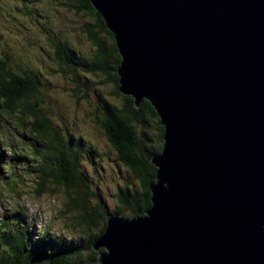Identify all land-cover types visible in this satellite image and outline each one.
I'll return each instance as SVG.
<instances>
[{"label": "water", "instance_id": "1", "mask_svg": "<svg viewBox=\"0 0 264 264\" xmlns=\"http://www.w3.org/2000/svg\"><path fill=\"white\" fill-rule=\"evenodd\" d=\"M88 1L164 134L150 208L108 213L86 263L264 264V0Z\"/></svg>", "mask_w": 264, "mask_h": 264}, {"label": "rangeland", "instance_id": "2", "mask_svg": "<svg viewBox=\"0 0 264 264\" xmlns=\"http://www.w3.org/2000/svg\"><path fill=\"white\" fill-rule=\"evenodd\" d=\"M71 18L76 19V26L71 23ZM87 21L89 20L84 15L74 16L67 9L60 8L57 12L48 0H0V59L7 56L8 60L12 59L16 63L12 68L13 73L21 75V71L25 70L32 76L39 92L38 105L51 127H57L60 132L65 131L71 135L72 146L79 136L85 140V146L78 150L81 154L79 170L95 195L88 200L98 217L87 230L88 234L95 235L103 225L100 216L102 210L97 208V195L102 198L107 210H114L118 206L117 189L124 188L130 178L108 143L95 111L102 110L103 102L120 108L125 101L114 94L113 82L107 85L101 83L102 78L114 74L117 76L113 70L114 63H110L107 73L99 74L100 77L77 66L72 71L59 65L49 42V39L64 41L80 53L78 58L87 62L86 53L90 43L82 26ZM77 80L80 85H77ZM19 115L8 116L1 112L0 134L3 132V138H0V143L10 145L12 152L30 153L33 148L38 147L34 146L28 132L18 126ZM146 119L147 123L135 125V131L147 132L148 137L157 139L159 132L155 121L148 116ZM89 146L94 149L95 154L90 153ZM5 148L3 145L0 150L4 162L10 156L9 148ZM5 170L0 168L2 174H6ZM21 173L23 170H18L16 176ZM37 174L31 169L25 178L18 177L5 187L0 185V218L20 214L22 219L30 223L32 238L38 232L47 230L67 239L65 242H78L83 234L77 225V213L72 211L63 214L65 188L48 184L46 191L39 196L35 182ZM87 260L88 257L83 259L85 263Z\"/></svg>", "mask_w": 264, "mask_h": 264}, {"label": "trees", "instance_id": "3", "mask_svg": "<svg viewBox=\"0 0 264 264\" xmlns=\"http://www.w3.org/2000/svg\"><path fill=\"white\" fill-rule=\"evenodd\" d=\"M60 8L67 9L76 16L82 14L89 21L94 20L93 23L87 21L82 25L90 43V48L86 53L87 64L80 62L76 64L95 76L107 73L110 63H114L113 70L115 71L119 65V58L113 35L106 29L102 18L92 9L89 1L61 0L56 6V9ZM71 23L76 26V19L71 18ZM64 51L69 53L70 50L65 48ZM60 60L65 63L62 57ZM111 82L115 85L114 94L121 96L125 103L119 108L103 102L102 110L97 109L95 114L108 143L116 152L121 166L130 174V178L124 188L117 189L118 206L114 210H107L104 201L97 195V208L102 210L100 216L103 225L96 235H90L87 230L95 223L98 215L94 209H91L88 200L90 196L95 197V195L79 170L81 154L78 150L85 146L84 138L79 136L72 146L71 135L65 131L60 132L57 127H51L40 114L41 112L30 104V101L37 100L38 96L33 79L26 74L23 77L12 74L6 69V62L0 59V98L6 103L5 109L12 111L22 101L26 112L35 119L30 139L35 144L34 146L38 147L33 148L31 153L32 166L38 173L36 176L37 194L44 193L48 184L64 187L66 200L63 204V214L72 211L77 213V225L83 234L80 239L86 241L85 243L80 242V245L65 242L58 236L49 235L48 231L44 232L41 237L37 235V239L33 240L28 224L20 216L11 215L9 219L2 220L0 224V264H50L56 256L57 264H82L86 257L96 260L97 253L93 251L91 244L97 236L103 233L107 213L131 218L144 216V212L150 208L149 184L155 181L156 172L150 159L161 150L163 130L161 128L160 132L158 131L157 139L148 137L147 132L135 131V125L147 123L146 116L153 119L155 123L157 121L156 125L161 127L158 115L148 101H143L136 108L133 100L122 96L117 90L115 74L101 79V83L106 85ZM77 85H80L78 80ZM30 98L34 99L30 100ZM89 150L92 155L95 154L92 147L89 146ZM15 160L22 163L30 161L27 158H15ZM11 182H13L11 177L8 179L0 177V183L6 186ZM82 251L87 252L81 253Z\"/></svg>", "mask_w": 264, "mask_h": 264}, {"label": "clouds", "instance_id": "4", "mask_svg": "<svg viewBox=\"0 0 264 264\" xmlns=\"http://www.w3.org/2000/svg\"><path fill=\"white\" fill-rule=\"evenodd\" d=\"M48 3L50 4V5H52L55 9H56V6L57 5H54V0H48ZM93 9V8H92ZM57 10V12L59 11V9H56ZM96 12V11H95ZM104 22V21H103ZM105 25V24H104ZM114 38V37H113ZM51 40H55V41H57V42H61V43H63V45H65V47H67L68 49H70V51H69V53H68V55L71 57V61L69 62V61H66V60H64L65 61V63H62L61 62V60H60V58L58 59L57 58V56H56V54H55V48H54V45L51 43ZM49 42H50V44L52 45V47H53V55H54V57L56 58V60L58 61V63H59V65L60 66H65V67H67L69 70H74V69H76V66L77 67H79V68H83L82 66H78L76 63H84V64H87V62L86 61H83L81 58H78V56H80L79 54V52L77 51V50H75V48L74 47H72V46H68V45H66V43L64 42V41H60V40H58V39H49ZM114 44H115V41H114ZM116 47V46H115ZM117 50V49H116ZM117 54H118V52H117ZM118 58H119V62H120V57H119V54H118ZM1 60H4L5 62H6V69H8L12 74H14V75H17V76H20V77H23L24 76V74H26L27 75V72L25 71V70H22L21 71V75H19V74H15V73H13V71H12V68H13V65L14 64H16V63H13V60L12 59H10V60H8V58H7V56H3V59H1ZM118 67V66H117ZM117 67H116V69H117ZM84 69V68H83ZM116 69H115V72H116ZM29 76V75H28ZM31 79H33L31 76H29ZM33 81L35 82V80L33 79ZM36 83V82H35ZM117 87H118V79H117ZM117 90H118V88H117ZM38 95H39V92H38ZM122 95V94H121ZM123 96V95H122ZM124 97H127V96H124ZM127 98H130V97H127ZM32 99H34V98H30V100H32ZM131 100H132V98H130ZM143 101H147V100H143ZM142 101V102H143ZM141 102V103H142ZM30 104H31V106H35L41 113L40 114H42V116L44 117V115H43V113H42V111H41V109H40V107H39V105H38V102H37V100H34V101H30ZM4 105H6V103L3 101V99H1L0 98V108H1V110H0V114H1V112H3L4 114H6V115H8V116H16L18 113L20 114L18 117H17V121H18V126L20 127V128H22L23 130H25L26 132H28V134H29V137L32 135V132H33V128H32V124L34 123V117L32 116V115H30L29 113H27L26 112V108H25V106H24V104L22 103V101L18 104V106H16L12 111L11 110H7V109H5V107H4ZM45 119V118H44ZM1 135V137L0 138H3V132L0 134ZM20 135V134H19ZM21 137H23L22 135H21ZM31 138V137H30ZM6 140V137L4 138V141ZM3 145H5L6 146V148L5 149H7V148H9L8 149V153H9V155L10 156H8V158H7V160L4 162L3 161V157H2V152H0V168L2 167V168H4V169H6L5 170V173L6 174H2V172H0V177H2V178H6V179H8L9 177H11L12 178V180L13 181H16V178H25L26 176H27V174L31 171V169H33V171H35V172H37V170L36 169H34V167L32 166L33 165V160H32V157H31V153L32 152H30V153H26V152H24V153H16V151H11V149H10V145H7L5 142L3 143H0V150H1V148H2V146ZM15 158H27L28 160H30L28 163L27 162H21V161H17V160H15ZM30 169V170H29ZM18 170H23V173H21L19 176H16V172L18 171ZM36 179H37V177H36ZM35 182H36V180H35ZM36 184H37V182H36ZM0 185L1 186H6L4 183H0ZM38 190V189H37ZM43 194V193H42ZM42 194H38L39 196L40 195H42ZM108 214V213H107ZM12 215H18V216H20V214H12ZM10 217V216H9ZM123 217V216H122ZM124 218H126V217H124ZM131 218H133V217H131ZM4 219H9V218H0V224H1V222H2V220H4ZM26 224H28V227L30 228V223H28L26 220H24V219H22ZM105 227H106V220H105ZM0 228H1V226H0ZM104 230H105V228H104ZM47 231V230H46ZM45 230H42L41 232H38V234L37 235H39L40 237L42 236V234L44 233V232H46ZM49 232V231H48ZM32 234V233H31ZM50 234H52L53 236H58V235H55L54 233H50L49 232V235ZM36 235V236H37ZM96 235V234H95ZM35 236V238H32V236H31V239H33V240H35V239H37V237ZM100 236V235H99ZM99 236H97L94 240H93V242H92V244H91V247H93V245L95 244V242L99 239ZM58 238H61L62 240H64L62 237H60V236H58ZM67 239H65L64 241H66ZM69 242H73V241H69ZM80 242H82V243H85L86 241H85V239H79V242H75V244H78V245H80ZM93 251H95L94 249H93ZM103 251V249H99V250H97V251H95L96 253H97V257H96V260H92V259H89V260H87V262H90V261H97L98 260V256H99V254L101 253ZM87 251H82L81 253H86ZM88 254H89V252H88ZM56 258H57V256L55 257V258H53L52 259V261H51V263L50 264H57V260H56ZM41 261V260H40ZM32 263V262H31ZM85 263V261H83V263L82 264H84Z\"/></svg>", "mask_w": 264, "mask_h": 264}, {"label": "flooded vegetation", "instance_id": "5", "mask_svg": "<svg viewBox=\"0 0 264 264\" xmlns=\"http://www.w3.org/2000/svg\"><path fill=\"white\" fill-rule=\"evenodd\" d=\"M61 0H54V5H58V2H60ZM56 2V3H55ZM75 16V14H73ZM51 43L54 45V48H55V54L57 56V58H61L66 60V61H71V57L68 55L67 52L64 51V49H68L67 47H64L63 43L61 42H57L55 40H51ZM70 50V49H69ZM158 120H159V117H158ZM157 123V121H156ZM159 124H160V120H159ZM161 127H159L158 125H156V128L157 130L160 132L161 128L163 130V134H164V128L162 127V125H160ZM162 138H163V135H162ZM162 144H163V139H162ZM128 218V217H126Z\"/></svg>", "mask_w": 264, "mask_h": 264}, {"label": "bare ground", "instance_id": "6", "mask_svg": "<svg viewBox=\"0 0 264 264\" xmlns=\"http://www.w3.org/2000/svg\"><path fill=\"white\" fill-rule=\"evenodd\" d=\"M115 214V213H114Z\"/></svg>", "mask_w": 264, "mask_h": 264}]
</instances>
